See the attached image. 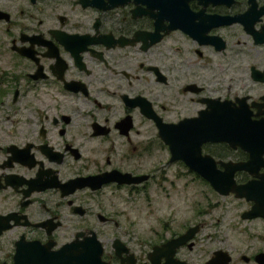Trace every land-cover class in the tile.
Instances as JSON below:
<instances>
[{
	"label": "flooded vegetation",
	"instance_id": "obj_1",
	"mask_svg": "<svg viewBox=\"0 0 264 264\" xmlns=\"http://www.w3.org/2000/svg\"><path fill=\"white\" fill-rule=\"evenodd\" d=\"M170 130L220 136L171 159ZM185 155L264 181V0H0V264H230L194 262L204 221L147 227L170 165L207 184L198 217L230 199L255 221L238 259L262 264L264 197L218 193Z\"/></svg>",
	"mask_w": 264,
	"mask_h": 264
},
{
	"label": "rangeland",
	"instance_id": "obj_2",
	"mask_svg": "<svg viewBox=\"0 0 264 264\" xmlns=\"http://www.w3.org/2000/svg\"><path fill=\"white\" fill-rule=\"evenodd\" d=\"M163 168L167 178L148 188V200L145 207L140 210L141 214L146 215L147 227L164 232L165 226L169 231H173L175 223L181 224L192 219L194 222L204 221V225L195 236L194 262L202 261L210 250L219 246L230 253L232 259L230 264H245L238 259V255L244 251L246 253L251 251L250 248L246 250L244 248L245 244L250 247L253 245L254 240H251V243L246 236L256 228L255 221L249 224L242 223L237 215L239 208L236 207L235 201L230 199H227L230 202H223L207 215L198 217L196 213L201 211L205 195L209 196L207 184L185 174L184 167L170 165ZM209 200L212 201L211 198ZM132 208L131 206V210Z\"/></svg>",
	"mask_w": 264,
	"mask_h": 264
},
{
	"label": "water",
	"instance_id": "obj_3",
	"mask_svg": "<svg viewBox=\"0 0 264 264\" xmlns=\"http://www.w3.org/2000/svg\"><path fill=\"white\" fill-rule=\"evenodd\" d=\"M220 118V117H217ZM175 131H169V134L164 135V142L167 143L170 153H171V159L174 158V153L177 151H185L186 153L188 152H193L197 153L198 149V143L199 140H196L197 138L201 139H207V138H218L220 136L219 133L215 132H208L207 134H196L195 133H178L179 136V142L178 145L175 142L174 136H175ZM210 134V135H209ZM216 134V135H215ZM206 137V138H205ZM194 139V140H193ZM194 141V142H193ZM193 144L195 146H193ZM197 148V149H195ZM193 154V153H192ZM198 156H187L185 155L182 157L184 160L189 161L193 160L195 161L194 164H187L189 168H193V170L200 176L202 177L209 185L210 187L217 191L218 193H225V192H232L235 197H241L243 196L245 199H253L254 201L257 200L258 198L264 197V186L261 184L264 182H259L258 184L255 182H248L243 185H236L233 183V180L230 178L228 175V178L224 175H222L220 172H218L213 165L212 161H210L207 157L203 158H197ZM189 159V160H188ZM205 159V160H204ZM201 161V162H200ZM236 168H241L246 170L249 168V165H239ZM118 182H125L123 179H116ZM252 209L253 206H252ZM251 211L248 212L247 214H244L246 216H250ZM196 227L190 228L188 230L189 233L196 231ZM190 235H187L186 237H179L175 239H171L167 242V244H170V247L174 245L176 242H179L183 239L189 238ZM163 247L165 246L162 245ZM163 247L160 248H154L152 255H155V250H159V254H161L163 257H165L164 252H163ZM216 257H212L211 259L205 261L204 264H227L228 262V255L225 252L222 251H216ZM152 261V260H150ZM258 261L262 264H264V257L261 259H258ZM155 262V261H152ZM155 264V263H154Z\"/></svg>",
	"mask_w": 264,
	"mask_h": 264
}]
</instances>
